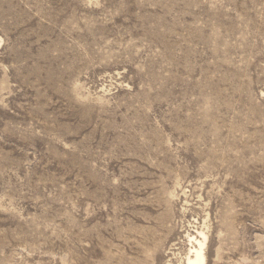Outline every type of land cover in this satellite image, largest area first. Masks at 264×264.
Masks as SVG:
<instances>
[{"label": "rangeland", "instance_id": "1", "mask_svg": "<svg viewBox=\"0 0 264 264\" xmlns=\"http://www.w3.org/2000/svg\"><path fill=\"white\" fill-rule=\"evenodd\" d=\"M0 264H264V0H0Z\"/></svg>", "mask_w": 264, "mask_h": 264}, {"label": "bare ground", "instance_id": "2", "mask_svg": "<svg viewBox=\"0 0 264 264\" xmlns=\"http://www.w3.org/2000/svg\"><path fill=\"white\" fill-rule=\"evenodd\" d=\"M198 243L199 247L191 251L190 255L187 256L186 262L184 264H205L206 259L203 253V242L198 240Z\"/></svg>", "mask_w": 264, "mask_h": 264}]
</instances>
